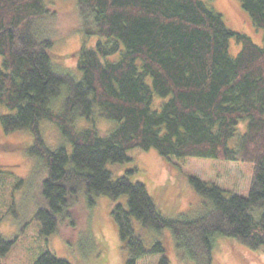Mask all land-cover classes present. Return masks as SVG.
I'll return each instance as SVG.
<instances>
[{
    "label": "trees",
    "instance_id": "obj_1",
    "mask_svg": "<svg viewBox=\"0 0 264 264\" xmlns=\"http://www.w3.org/2000/svg\"><path fill=\"white\" fill-rule=\"evenodd\" d=\"M53 1L0 0V106L8 110L0 124L7 134L29 131V152L46 168L45 205L37 212L42 232L57 233L81 194L90 203L94 196L125 195L128 209L119 204L113 216L126 264L159 254L156 264H171L163 239L148 247L135 221L170 231L197 264H211L219 236L264 255V0H240L263 31L262 45L229 28L206 0H76L79 33L98 39L78 52L77 72L53 64L54 41L42 25ZM233 41L241 46L236 55ZM158 98L163 102L155 107ZM96 115L112 129H76V118L94 123ZM43 120L56 124L69 145L48 147ZM133 150L248 164L249 195L190 177L208 209L195 218H165L143 183L108 167L130 162ZM12 245L0 241V264ZM38 264L72 263L48 251Z\"/></svg>",
    "mask_w": 264,
    "mask_h": 264
},
{
    "label": "rangeland",
    "instance_id": "obj_2",
    "mask_svg": "<svg viewBox=\"0 0 264 264\" xmlns=\"http://www.w3.org/2000/svg\"><path fill=\"white\" fill-rule=\"evenodd\" d=\"M206 1L223 15L229 28L247 34L258 45L263 44V31L254 27L240 0ZM76 6V0L50 2L47 4L49 15L42 19V25L46 26L54 41L51 50L53 64L70 72L78 70L80 49L84 45L92 47L98 40L79 33ZM240 48L235 41L232 42L233 55ZM111 59L115 60L114 57ZM2 60L0 55V64ZM60 97L53 102L55 111L62 106ZM162 102L156 99L155 107ZM7 112L0 106L1 114ZM93 126L104 134L112 129L113 124L97 115L94 123L79 117L75 120L77 130ZM41 132L51 149L68 144L59 127L50 121L41 122ZM0 145L10 147L7 150L0 148V241H13L11 250L1 257L2 264H38L40 257L48 251L72 264L127 263L129 253L122 243L113 210L119 204L128 209V196L116 199L94 196L90 203L81 194L71 208L72 218L64 221L57 233L46 235L42 232L37 212L45 205L42 182L47 171L42 160L29 152L33 146L31 133L19 130L7 134L0 124ZM128 155L130 162L108 167L118 175H127L132 181L143 183L165 218H195L208 209L209 203L191 186L190 177L216 184L227 194L249 195L253 170L248 164L202 158L168 160L156 150H133ZM134 225L148 247L163 239L171 264H197L178 249L170 231L158 233L144 228L138 221ZM161 257V254L150 256L139 260L138 264H156ZM211 264H264V255L237 240L219 236Z\"/></svg>",
    "mask_w": 264,
    "mask_h": 264
}]
</instances>
